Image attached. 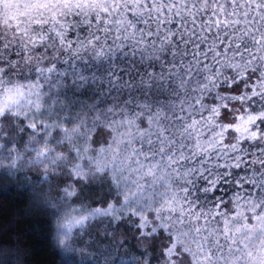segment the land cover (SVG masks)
Masks as SVG:
<instances>
[{
  "label": "clouds",
  "instance_id": "obj_1",
  "mask_svg": "<svg viewBox=\"0 0 264 264\" xmlns=\"http://www.w3.org/2000/svg\"><path fill=\"white\" fill-rule=\"evenodd\" d=\"M0 264H264V0H0Z\"/></svg>",
  "mask_w": 264,
  "mask_h": 264
}]
</instances>
